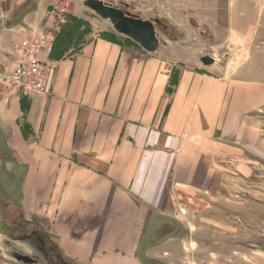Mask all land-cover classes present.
Returning a JSON list of instances; mask_svg holds the SVG:
<instances>
[{"label": "crops", "instance_id": "obj_1", "mask_svg": "<svg viewBox=\"0 0 264 264\" xmlns=\"http://www.w3.org/2000/svg\"><path fill=\"white\" fill-rule=\"evenodd\" d=\"M52 4L0 0V165L24 219L73 264H190L173 254L174 232L156 235L211 196V155L253 134L244 119L264 106V83L195 58L171 86L181 61L91 33L60 58L38 54L51 66L46 96L5 87Z\"/></svg>", "mask_w": 264, "mask_h": 264}, {"label": "rangeland", "instance_id": "obj_2", "mask_svg": "<svg viewBox=\"0 0 264 264\" xmlns=\"http://www.w3.org/2000/svg\"><path fill=\"white\" fill-rule=\"evenodd\" d=\"M85 1L53 0L48 11L65 9L53 40L60 35L61 47L73 42L68 50L91 33L128 40L114 31L110 21L86 7ZM99 1L153 25L158 42L154 53L164 52L183 63L174 67L170 82L181 67L206 58L215 64L206 68L215 75L264 83V0ZM244 123L252 135L240 144L227 139L229 148L211 155V196L203 203L189 204L193 209L189 215L179 211L184 214L178 218L180 229L167 224L165 230L161 225L156 235V240H164L174 232L173 254L180 258L187 254L190 264L206 259L214 264H264V106ZM10 175L0 165V264H50L49 255L20 240L30 234L31 226H40L24 219L17 200L19 184ZM11 226H21L23 232Z\"/></svg>", "mask_w": 264, "mask_h": 264}, {"label": "built area", "instance_id": "obj_3", "mask_svg": "<svg viewBox=\"0 0 264 264\" xmlns=\"http://www.w3.org/2000/svg\"><path fill=\"white\" fill-rule=\"evenodd\" d=\"M4 1V0H2ZM15 1V0H9ZM64 7L60 11H48L43 23V29L38 37L23 40L16 50L22 54L21 58L15 60L10 69L2 79V84L19 91L27 96H46L48 94V77L51 66L42 62L38 54L43 50H49L53 42V34L59 24L63 22ZM57 19L58 21H55ZM198 264V263H192ZM201 264H214L213 260L206 259Z\"/></svg>", "mask_w": 264, "mask_h": 264}, {"label": "water", "instance_id": "obj_4", "mask_svg": "<svg viewBox=\"0 0 264 264\" xmlns=\"http://www.w3.org/2000/svg\"><path fill=\"white\" fill-rule=\"evenodd\" d=\"M85 6L98 17L110 21L114 31L120 34L147 52H154L158 48L154 27L149 21L137 19L124 14L117 7L99 0H86ZM204 65L212 64L209 59H203Z\"/></svg>", "mask_w": 264, "mask_h": 264}, {"label": "trees", "instance_id": "obj_5", "mask_svg": "<svg viewBox=\"0 0 264 264\" xmlns=\"http://www.w3.org/2000/svg\"><path fill=\"white\" fill-rule=\"evenodd\" d=\"M72 43L66 45L65 47H61L62 46L61 39H60V35H58L57 39L56 40L54 39L52 42L50 52L52 54L53 50L57 49L55 53L57 54V58H60L61 56L66 54L68 48L72 45ZM175 82H176V77L173 81L169 83L172 86L174 85ZM11 227L14 228L15 226H11ZM15 228L23 232L21 226H17ZM29 229H30L29 231L30 234L27 235L26 237L21 238L20 240L31 243L32 246L35 247L38 251L42 252L44 255H49L48 258L50 264H72L71 261H69L62 255V253L57 248V246L50 241L49 235L45 233L40 227L34 225L31 226ZM44 249H46L47 251H45Z\"/></svg>", "mask_w": 264, "mask_h": 264}]
</instances>
